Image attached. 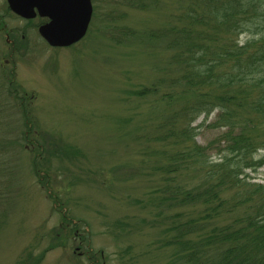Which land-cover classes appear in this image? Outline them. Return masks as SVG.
<instances>
[{
  "label": "rangeland",
  "instance_id": "obj_1",
  "mask_svg": "<svg viewBox=\"0 0 264 264\" xmlns=\"http://www.w3.org/2000/svg\"><path fill=\"white\" fill-rule=\"evenodd\" d=\"M156 1L91 0L86 35L51 48L38 33L46 19L0 0V264H186L172 225L200 209L170 201L153 174L163 150L153 129L175 110L161 97L180 69L167 37L148 33L187 3ZM215 116L195 137L213 159L224 146L223 129L206 126ZM247 171L264 183V165Z\"/></svg>",
  "mask_w": 264,
  "mask_h": 264
},
{
  "label": "trees",
  "instance_id": "obj_2",
  "mask_svg": "<svg viewBox=\"0 0 264 264\" xmlns=\"http://www.w3.org/2000/svg\"><path fill=\"white\" fill-rule=\"evenodd\" d=\"M129 2L141 9L157 4ZM186 3L168 30L148 33L167 37L171 63L180 69L173 90L161 97L175 110L152 133L163 147L153 173L158 191L178 206L200 209L198 218L173 223L178 235L171 242L186 264H264V183L247 171L264 165V0ZM152 87L134 94L143 98L156 92ZM213 111L206 126L223 129L216 142L224 143L215 159L195 140Z\"/></svg>",
  "mask_w": 264,
  "mask_h": 264
},
{
  "label": "water",
  "instance_id": "obj_3",
  "mask_svg": "<svg viewBox=\"0 0 264 264\" xmlns=\"http://www.w3.org/2000/svg\"><path fill=\"white\" fill-rule=\"evenodd\" d=\"M9 9L24 19L37 15L48 22L38 32L51 47H67L86 33L92 17L91 0H6Z\"/></svg>",
  "mask_w": 264,
  "mask_h": 264
}]
</instances>
